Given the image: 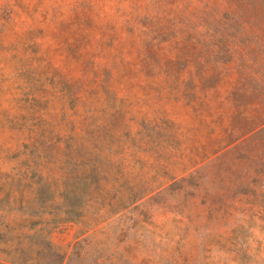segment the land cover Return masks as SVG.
<instances>
[{
    "label": "rangeland",
    "instance_id": "374dc122",
    "mask_svg": "<svg viewBox=\"0 0 264 264\" xmlns=\"http://www.w3.org/2000/svg\"><path fill=\"white\" fill-rule=\"evenodd\" d=\"M0 264H264V0H0Z\"/></svg>",
    "mask_w": 264,
    "mask_h": 264
}]
</instances>
